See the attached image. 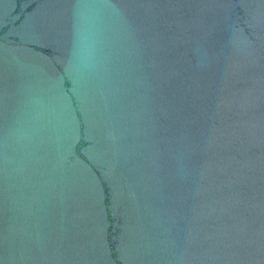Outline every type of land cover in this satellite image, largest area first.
<instances>
[{
	"label": "water",
	"instance_id": "95a60500",
	"mask_svg": "<svg viewBox=\"0 0 264 264\" xmlns=\"http://www.w3.org/2000/svg\"><path fill=\"white\" fill-rule=\"evenodd\" d=\"M0 264H264V0H0Z\"/></svg>",
	"mask_w": 264,
	"mask_h": 264
}]
</instances>
